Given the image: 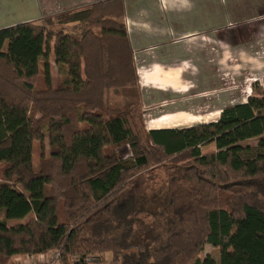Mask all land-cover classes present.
I'll return each mask as SVG.
<instances>
[{"label":"trees","instance_id":"obj_1","mask_svg":"<svg viewBox=\"0 0 264 264\" xmlns=\"http://www.w3.org/2000/svg\"><path fill=\"white\" fill-rule=\"evenodd\" d=\"M124 16L103 0L0 29V264H264V77L216 123L148 131Z\"/></svg>","mask_w":264,"mask_h":264},{"label":"crops","instance_id":"obj_2","mask_svg":"<svg viewBox=\"0 0 264 264\" xmlns=\"http://www.w3.org/2000/svg\"><path fill=\"white\" fill-rule=\"evenodd\" d=\"M100 1L0 0V21H7L17 7H27L24 23L36 24L48 13L54 16ZM123 3L143 116L147 112L150 117L148 131L216 123L225 107L246 102L250 82L262 81L264 0ZM234 22L242 26L233 29ZM230 68L237 89L225 85ZM160 121L164 126L155 125Z\"/></svg>","mask_w":264,"mask_h":264},{"label":"rangeland","instance_id":"obj_3","mask_svg":"<svg viewBox=\"0 0 264 264\" xmlns=\"http://www.w3.org/2000/svg\"><path fill=\"white\" fill-rule=\"evenodd\" d=\"M26 8L27 7H21V8L17 7V9L15 11H13L14 13H11V14L8 15V20L7 21H5V22L0 21V29L6 28V27H9V26H13V25H16V24L24 23L25 22V21H23V19L25 18L24 11H25ZM45 18H50V13H48V15H46L44 18H42L40 20L39 23H36V24L43 25V20ZM239 26H242V24L239 25V22H234L231 25V27L233 29L239 28ZM250 40L251 39H247L245 42H248ZM50 63H52V64H50L51 65V70H50L51 81H52V85L54 86L55 83H56V78H57L58 74L60 73V70L53 64V60H50ZM217 66L218 67H222V64L221 65L218 64ZM229 72L231 73L230 80L227 81L225 83V85L227 87L236 88L235 76H234L233 71L231 70V68H230ZM250 83H251V85L254 84V82H250ZM251 94H252V92H251ZM148 120H150V117L148 116V113L146 112L145 115L143 116V121L145 123L146 129H148L150 127L149 126L150 122L148 123ZM202 120L203 121H209L210 119H201V121ZM163 124H164V122L160 121V122H157L155 125L156 126H164ZM251 143L255 144V142H251ZM210 151H214V148L212 146H208V147L205 146V147L201 148V153L202 154L210 153ZM120 154L123 155V156L125 155V157L129 156L127 148L121 149L120 150ZM39 160H40V146H39L38 143H35L34 144V151H33V167H34V171L35 172L38 171ZM160 178H161V176H160ZM160 178L156 182H154L153 184L154 185L158 184L159 180H162ZM149 184L150 183L147 180H142V179L137 180L134 183L133 188L129 191V193L135 194V195L136 194H141V193H143V192H145L147 190ZM31 218H32V215L30 214L25 219H23L21 221H9L8 222V226H14V225H17L19 223H25L28 220H30ZM206 256L211 257L216 262H218V260H219V252H218V250L214 249L210 245H206L204 247L202 253H200L198 255V258L202 259V258H204ZM56 258H57V254L54 251H52V252H48L47 254L38 255V256H25V255L17 256V257H14L11 260L10 264H59L56 261ZM189 264H193V263L190 262Z\"/></svg>","mask_w":264,"mask_h":264}]
</instances>
